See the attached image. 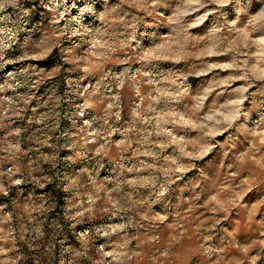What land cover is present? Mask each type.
Returning a JSON list of instances; mask_svg holds the SVG:
<instances>
[{"label": "rangeland", "instance_id": "1", "mask_svg": "<svg viewBox=\"0 0 264 264\" xmlns=\"http://www.w3.org/2000/svg\"><path fill=\"white\" fill-rule=\"evenodd\" d=\"M0 264H264V0L0 10Z\"/></svg>", "mask_w": 264, "mask_h": 264}, {"label": "clouds", "instance_id": "2", "mask_svg": "<svg viewBox=\"0 0 264 264\" xmlns=\"http://www.w3.org/2000/svg\"><path fill=\"white\" fill-rule=\"evenodd\" d=\"M200 0H187V3L191 5L192 3H198ZM17 3V0H0V10L6 8L8 5H15ZM187 14V13H185ZM226 129L222 128L221 131H224Z\"/></svg>", "mask_w": 264, "mask_h": 264}]
</instances>
